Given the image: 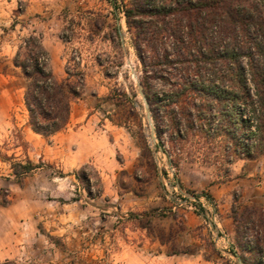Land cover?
Returning a JSON list of instances; mask_svg holds the SVG:
<instances>
[{"label": "rangeland", "instance_id": "1", "mask_svg": "<svg viewBox=\"0 0 264 264\" xmlns=\"http://www.w3.org/2000/svg\"><path fill=\"white\" fill-rule=\"evenodd\" d=\"M116 5L114 19L107 0H0V261L236 264L232 248L251 264L235 215L264 207V156L233 159L199 132L171 140L172 114L147 103L151 139L125 56L139 82L145 75ZM29 35L57 80L67 65L84 73L68 125L48 139L27 127V81L12 64ZM156 77L150 94L166 89L167 75ZM27 159L36 169L18 181L9 165Z\"/></svg>", "mask_w": 264, "mask_h": 264}, {"label": "trees", "instance_id": "2", "mask_svg": "<svg viewBox=\"0 0 264 264\" xmlns=\"http://www.w3.org/2000/svg\"><path fill=\"white\" fill-rule=\"evenodd\" d=\"M107 1L114 19L119 1L145 75L141 89L153 115L172 114L171 140L199 132L224 142L233 159L264 156V0ZM49 61L35 35L21 41L12 60L27 81L23 94L27 127L44 139L65 129L71 104L84 88V73L77 65H67L65 77L57 80ZM157 74L167 75L161 79L166 89L150 94L148 81ZM9 166L18 181L36 169L28 159ZM82 180L91 196L92 181L86 176ZM7 198L4 194L0 204ZM236 218L237 234L250 239L239 245L241 250L251 256V264H264V207H251ZM230 253L248 264L232 248Z\"/></svg>", "mask_w": 264, "mask_h": 264}, {"label": "water", "instance_id": "3", "mask_svg": "<svg viewBox=\"0 0 264 264\" xmlns=\"http://www.w3.org/2000/svg\"><path fill=\"white\" fill-rule=\"evenodd\" d=\"M131 74L133 75V77L135 79V86H136L137 92H138V94H139V96H140V98H141V100H142V102L144 104V108H145V112H146V118H147L150 130H151V139L154 140L155 137H154V133H153V126H152L151 121H150L149 111H148V104H147L146 98H145V96H144V94L142 92L140 82L138 81L137 77L135 76L133 70L131 71ZM188 197L192 198V196H188ZM236 264H242V262L239 259H237L236 260Z\"/></svg>", "mask_w": 264, "mask_h": 264}, {"label": "bare ground", "instance_id": "4", "mask_svg": "<svg viewBox=\"0 0 264 264\" xmlns=\"http://www.w3.org/2000/svg\"><path fill=\"white\" fill-rule=\"evenodd\" d=\"M126 60H125V69H127L130 73V75L133 77V75L131 74V71L133 70V64L131 61V57L130 56H125ZM134 78V77H133Z\"/></svg>", "mask_w": 264, "mask_h": 264}]
</instances>
